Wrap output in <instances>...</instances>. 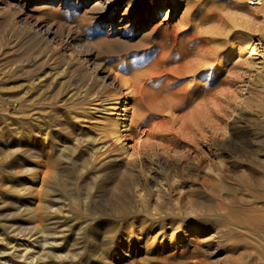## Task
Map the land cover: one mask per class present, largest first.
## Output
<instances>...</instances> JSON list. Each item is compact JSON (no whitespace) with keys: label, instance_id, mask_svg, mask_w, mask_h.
Instances as JSON below:
<instances>
[{"label":"rangeland","instance_id":"374dc122","mask_svg":"<svg viewBox=\"0 0 264 264\" xmlns=\"http://www.w3.org/2000/svg\"><path fill=\"white\" fill-rule=\"evenodd\" d=\"M148 1L0 0V264H264V193L245 168L264 158V6L155 0L159 35L207 45L210 70L191 78L185 67L202 61L185 50L166 60L176 66L156 42L127 50L144 30L128 10ZM147 68L161 70L147 84L165 100L186 84L187 102L217 99L147 123L119 78L91 89ZM134 111L146 138L120 121ZM219 114L223 159L220 143L196 141Z\"/></svg>","mask_w":264,"mask_h":264},{"label":"bare ground","instance_id":"6f19581e","mask_svg":"<svg viewBox=\"0 0 264 264\" xmlns=\"http://www.w3.org/2000/svg\"><path fill=\"white\" fill-rule=\"evenodd\" d=\"M177 2H178V0H172L171 5H175ZM100 3H101V0H100ZM246 3L248 4V6L253 7V8L254 7H257V6L258 7L264 6V0H246ZM96 4L99 5V2H96ZM148 6L150 7V9L144 10L141 16H139V15L136 16L135 10L137 9V7L134 6V5H132L129 8V10H128V12L131 10V12L134 14V19L137 17V19L134 22V29L137 30L138 28H144V30L142 31L141 36H140V39H138V41L134 40L135 42L134 41L133 42H129V45H127V50L128 51H139V50H141L143 48H146L149 45H151L152 42H154V43L156 42V43H158L157 45L155 44L156 47H157V49H158L157 56H159L160 59H163V61L168 60V58L171 57V55H174L175 56L176 53H179V52L182 53V51L185 50V51H187L186 52L187 55H190V56L191 55L198 56L199 59L196 57L197 58V59L195 58L196 61H202V63H198V62H196V63H190L191 65H189L188 67H185L186 69H184V72L185 73H188L189 74V77H191V78H194L198 74V72L200 70H201V72H200L201 74L207 73L210 70V66L209 65H210V62H211V59H208L209 57H208L207 51H206L207 48H205L207 45L205 46L204 42L202 43L199 38L193 36L192 34H188V35L185 34L186 36H184V35L183 36H180L179 34H176V33L171 34L172 32L169 33V32L164 31L165 29L164 30L162 29V32L163 33H161V35H159L160 32L158 31V28L160 26L159 25L160 22H159L158 19H156L155 12H154V10L157 7L156 1L155 0H149L148 1ZM125 13H126V10H125ZM164 13L166 14L167 11H165ZM161 21H162V19H161ZM129 24H132L133 25V22L131 23V20L128 19L126 25H129ZM194 41H197L198 42V43H196L198 45L195 44L197 48L191 46ZM230 49H233V48H230ZM155 52H156V50H155ZM184 55H186V54L184 53ZM174 56H172V57H174ZM153 58L156 59L154 57V55H153ZM191 58H193V56ZM174 59H173V62H175V63H172V62L167 63V61H166V63L167 64H174L175 65L179 61L180 58H174ZM191 61H192V59H191ZM191 61H189V62H191ZM186 64L188 65V63H186ZM155 66H157V65H155ZM159 67H157V68H159ZM165 67H166V65H165ZM149 68H147V70ZM163 68H164V66H163ZM163 68H162V70H163ZM150 69H152V67ZM147 72H149V73H145V74H139L137 72L136 73L134 72V74L133 73H130V74H133L132 77H130V78H128L129 76L128 77L127 76L126 77H122L120 75L118 76V75L115 74L114 77H112L110 80H108V76L107 75H103L101 77V81H99L97 79V80H95L92 83V87L89 86V87H91V89H93V88L101 89V92H104V91L106 92L108 90L109 91L110 90L113 91L115 89V87H116L115 86L116 80H118V78H119V81H121V84L122 83L123 84H128L131 87V90H133L135 92V94L137 96H139L140 103H141V105L143 107L141 105L140 106L143 109H142V111H140L141 109L140 110L137 109V111H140V112H138L139 114L136 111H134V114L133 115H130V116H127L126 112H124L122 114L123 116H121V118H120L122 120H120V121L123 122L124 125H126V123H125L126 120L125 119H127V120L130 121V123L132 124L131 129L135 132L137 139L144 138L147 135L146 130L147 131L149 130L148 128H140L139 127L140 126V122H141V121H139V119L142 118V117H144V115H145V120H147L146 122L149 123L148 121L151 120L154 116L157 115L156 114L157 113L156 111L159 112V111H163V110L165 111V109H168L170 111L171 115H174L175 114V113H173L174 111H177V109H180L183 106V104L187 103V105L189 106L190 110H189V113L188 112L186 113V115L187 114H190V116L191 115L193 116V114L195 113L194 111L196 110L195 107L199 104V102H201V101H204V102L207 101V103H210L209 101H211V100L214 101L215 99H217L215 96H209L208 98H205V99L201 98V100L199 102H197V103L195 101L196 98H190L188 100V102H187L186 99H187L188 94L190 93L189 92L190 90H189L188 85L186 84V85H184V86H182V87H180L178 89V92H176V94H175L176 96H173L174 95L173 94V95H171L169 97V99L167 98L165 100L163 97H161L162 95L159 94L160 91H151V90H148L149 89V86L147 84L148 81L149 80H152L153 78H155V82H156V78L159 75L161 76V74H160L161 73V70L160 71L148 70ZM184 72H178L177 73L176 71H174L175 74L176 73L177 74L184 73ZM91 81H92V79H91ZM117 83H119V82H117ZM151 85H152V87L155 86V85L153 86V82H152ZM117 86H119V85H117ZM159 87H161V86H159ZM159 87H157V88H159ZM163 87L166 88V86H163ZM163 87L160 90H162ZM164 90H166V89H164ZM175 90H174V92H175ZM163 93H164V91H163ZM165 95L166 94L164 93L163 96H165ZM214 97H215V99H214ZM217 101L218 100H216V102ZM207 103H205V104H207ZM212 104H214V103H212ZM217 104H216V107H218ZM220 106H221V104H220ZM110 107L111 108H110V111L108 112L107 118H110L111 117V114L113 113L114 106L112 105ZM206 108H210L208 106V104H207ZM221 108H223V107H221ZM217 109H220V108L218 107ZM217 109H216V111H217ZM148 111H150V112H148ZM152 111H154V112H152ZM222 112H221V114H222ZM136 113H137V115L140 118L136 117L137 115L134 116ZM218 113H220V112H217V116H218ZM217 116H216V118H217ZM112 119H113V122H114L113 125L115 126V128H113L114 129V132H116V135L115 136H117L118 134H117V127L116 126L118 125L119 121H118L117 118L116 119L112 118ZM217 119H220V120H218L217 123H212L211 124V128L212 129H210V130H205L204 129L205 132L203 130H200L199 131V133H198L199 135L197 134V137H196L197 140L196 141L198 143L199 142L207 143L208 145H210V144H212L214 142L220 143V145H219L220 152H218L219 155L218 154H215L214 156L218 157L219 159H223L221 157V155L223 153L222 152L223 151V145L222 144L224 142V140H223V134H225L224 133L225 132L224 129H225L226 120L224 119V117L222 118V116L220 118H217ZM150 123L152 124L151 121H150ZM157 126H159V124ZM142 127H145V126H142ZM262 153H264V152H262ZM247 155L245 154L244 156L246 157ZM250 157H251V160H254L256 162V166H252V165H249V164H247L246 166L244 165L245 168H246V170H247L246 174H247V176L248 175H254V176L256 175V176H258L257 177L258 180H255L254 183H256V187L258 186L259 190L264 193V158L261 159V158L257 157V154L254 157L253 156H249V159H250ZM220 162L223 163L222 160H220ZM225 169L226 168H224V166L222 165V167L219 168V171L216 173L217 178H218V181H221V182L224 181L225 182L226 175H227V172L225 171ZM242 172L245 173L243 170H242ZM241 175H243V174H241ZM249 179H251V178H249ZM245 184H247V185L249 184V186H251V183H249V182H246Z\"/></svg>","mask_w":264,"mask_h":264}]
</instances>
